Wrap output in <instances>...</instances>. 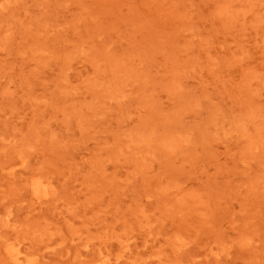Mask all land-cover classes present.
I'll use <instances>...</instances> for the list:
<instances>
[{
    "label": "rangeland",
    "instance_id": "rangeland-1",
    "mask_svg": "<svg viewBox=\"0 0 264 264\" xmlns=\"http://www.w3.org/2000/svg\"><path fill=\"white\" fill-rule=\"evenodd\" d=\"M0 264H264V0H0Z\"/></svg>",
    "mask_w": 264,
    "mask_h": 264
}]
</instances>
